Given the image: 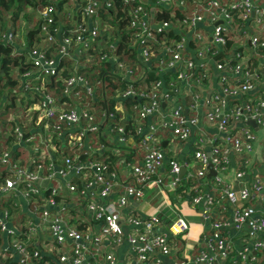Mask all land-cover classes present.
<instances>
[{"label": "built area", "instance_id": "built-area-1", "mask_svg": "<svg viewBox=\"0 0 264 264\" xmlns=\"http://www.w3.org/2000/svg\"><path fill=\"white\" fill-rule=\"evenodd\" d=\"M122 2L128 8V24L133 30L126 43L127 47L136 53L142 66L156 58L159 73L162 74L165 70L174 72V78L167 82L165 90H161L166 84L161 78L152 84L148 92L139 93L149 101L134 107L138 120L135 132L142 136L145 151L139 163L131 165L123 161L121 165L122 169L127 171V178L132 184L120 185L117 176L108 171L105 163L89 159V153L105 149L103 146L92 148L89 135L99 127L94 122L93 114L76 105L70 109L57 106L54 97L42 87L43 76L57 74L61 58L71 56L75 59L76 55L89 48L91 42L102 31L113 29L110 23H105L101 27L100 22L92 20L98 10L111 8L112 1L84 0L79 20L70 23L67 31H63L64 25L55 19L57 7L53 4L45 5L38 10L42 20L40 27L44 34L41 36L43 44H35L28 51L34 70L22 74V77L27 79L22 87L41 94L40 103L35 105L33 110L42 108V113L37 114V121L43 120L44 129H48L50 124L47 121L50 120L53 123L51 126L53 133L43 139L39 137L37 142H33L30 134L24 137L26 132H22L18 126L14 128L19 135L17 145L22 140L24 142L22 145H28L30 149L28 150L30 155L23 161L24 163L20 164L21 160H12L10 152L0 151V162L4 169L10 172L4 185L0 186V194L7 195L13 192L19 201V211L29 217L20 230L23 238H16L18 230L17 226L9 221L10 210L0 206V235L3 237L0 256L4 259L12 258L17 264H117L115 246L126 239L133 248L130 256L132 264H159L157 256L169 255L175 248L176 239L189 231L187 220L178 216L168 226L167 233L161 234L156 231L159 224L156 217H141L137 213H128V222L137 229L122 236L117 217L121 209L127 205L128 198L130 197L132 202L141 199L145 187L151 182L167 194L176 193L181 187L179 171L182 166L187 168L189 162L180 164L169 158L170 179L166 180L159 175V168L167 158L166 148L169 149L170 146L166 145L163 151L156 142L159 129L170 131V139L173 141L172 152L176 150L177 145L190 138L191 127L201 121L199 120L201 115L196 113L189 117L185 114L183 99L187 97L191 98L188 108L195 111L201 106L206 125L216 131V134L209 135L205 129L198 128L195 134L192 159L196 169H190L185 173V178L194 182L192 203L202 205V218L208 222L211 220L210 212L217 202L216 198L225 197L235 204L230 221L211 220L210 232L204 235L207 250L196 255L191 264H221L216 254L218 252L223 258L228 255L230 246L222 234V228L230 224L236 229L247 227L248 237L262 236L260 248H264V181L259 177L252 178L249 187L239 186L235 191L224 180L225 172L230 168L229 155L249 154L259 143L258 136L254 135L246 124L250 119L264 130V90L260 92L258 98L249 96L250 98L243 99L257 90L255 87L257 80L251 66L243 62L245 56L238 50L231 58L220 61L215 59L220 51H224L229 34H247L248 26L252 29L249 40L252 55L264 58L262 37L264 0H122ZM80 4L79 0H66L63 10L68 14H74L73 7ZM162 7L170 10L178 7L187 14L176 21L159 20L156 14ZM169 13L171 17L169 19H172L174 13L173 11ZM202 24L211 26L208 40L197 28ZM178 28L180 31L182 29L179 38L169 40L164 37L166 30ZM13 36L9 32L7 39L12 41ZM57 36L60 43L56 55L49 57L47 51L52 47L51 44L57 42ZM117 40L108 43L107 50L101 58L111 60L116 65L118 73L123 74L121 77L129 79L132 83L133 73L137 67L129 66L125 60H120ZM189 43H192L190 46L193 48L194 57L187 50ZM213 59L214 66L209 65L208 62ZM212 69L222 73L220 92L210 91L206 84ZM236 76H239L238 79H235ZM190 81H193L192 85L189 84ZM63 84L64 93L74 90L81 84L90 97L95 94L87 80L80 76L63 79ZM74 92L75 96L80 98L79 90ZM136 94L130 85L119 100ZM230 98L235 100L233 105H228ZM160 102L170 105L168 113H162ZM118 108L119 103L115 105V109ZM28 113L33 117L31 112ZM22 114L23 111L13 113L12 117L10 114L8 119L18 120ZM106 116L115 117V114L109 112ZM151 116H154L155 120L149 123L145 131L144 124L141 123ZM237 124L240 128L236 130ZM114 128L115 139L124 142L125 127L117 124ZM110 129L112 131V128ZM59 146L68 149V153L62 158V166H58L59 162L55 163L53 160L52 152H57ZM261 146L264 148V140ZM81 154L83 158L80 157ZM90 170L95 172L91 180ZM211 170L215 172L212 176L213 187L207 188L202 185L204 182L201 179ZM68 173H72V177L67 178V182L62 185L58 179ZM245 175V171L239 169L234 177L238 180L243 179ZM44 179L50 184L49 188H43L39 184V181ZM73 179H79L83 185L78 189ZM85 180L88 182H84ZM90 189L95 190L92 196L96 198L87 195ZM116 189L123 192L115 201L107 205L96 202L98 199L108 198ZM212 190L215 194L211 193ZM75 195L84 198L85 203L81 208L76 207V202L68 201L69 197L73 198ZM57 197L61 199L57 201ZM62 206L64 208L61 210ZM255 206L259 208L258 214L255 213ZM68 208L74 212L76 210L80 213L78 215L85 219L82 229L67 221L70 215H67L65 210ZM40 235L44 237L38 238ZM35 241L38 248H29ZM43 252L49 257L55 256V261L50 263L43 259ZM240 256L244 260L247 259L245 254ZM254 258L250 257V260L253 261Z\"/></svg>", "mask_w": 264, "mask_h": 264}, {"label": "trees", "instance_id": "trees-1", "mask_svg": "<svg viewBox=\"0 0 264 264\" xmlns=\"http://www.w3.org/2000/svg\"><path fill=\"white\" fill-rule=\"evenodd\" d=\"M65 1L66 0H0V151L10 152V158L14 161L19 160V157L25 153V149L18 147L17 145L19 135L14 128L18 126L17 128L20 127L22 132L30 134L29 136L33 138V142H37L39 137L43 139L47 135L53 133L51 127L53 123L50 120L47 121L50 124L48 129H44L43 120L39 122L37 121V114L42 113V108L41 110H33V108L40 103L42 96L35 90H29L28 92H30L31 95H27L25 89L22 87V84L27 81V79L22 77V74L26 71L34 70L31 58L28 54L30 48L35 44H43L41 36H44V34L40 27L42 20L38 14L40 8L49 4L55 5V7H57V15L55 16V19L59 20V22L64 25L62 28L63 31H67L70 28V26H68L70 23L79 20V14L82 11V3L84 0H79L81 4L73 7L74 14H68L66 10H63V4ZM111 1L112 7L98 10L97 14L92 17V20L93 22H100L101 27H103L105 23H110V25L113 26V29L102 31L91 42L89 48L84 49L81 54L76 55L75 59L71 58V56L61 58L57 74L43 76L44 81L42 87L47 93L54 97V103L57 106L70 109V107L76 105L93 114L94 122L98 124L99 127L89 135L90 142L93 146L92 148L95 149L103 146L105 149L104 151L102 150L103 152L89 153V159L105 163L108 167V171L115 174L119 184L123 186L132 184V181L124 177L121 161L123 160L132 165L139 163L141 159L135 163L132 162L135 161L133 159L136 153L131 151L130 154V151H126L127 148L124 145V142H118L112 136L110 137L114 141V146L110 148L108 145L110 140L103 135L102 127L109 126L112 128L111 132L116 135L114 127L117 124L123 126L125 124V126H127L126 132L124 133L125 138L130 135L134 140H138L141 135L136 134L134 129L135 125L138 123L137 112L134 107L144 102H149L139 93L148 92L152 84L161 78H163L166 83L161 90H165V88H167V82L174 78V72L172 70H165L162 74L159 73L156 66V58L152 59L149 64L143 65L144 67L142 66L136 53L132 52L126 44L133 32L128 24V8L123 4L122 0ZM29 9L34 11L37 10V17L35 18L34 23ZM170 11H173L174 13L172 19H169L171 18ZM186 14V11L181 10L178 7H173V10L162 7L158 9L156 18L159 20L176 21L177 18L181 19L183 15ZM20 15L24 16L28 22L27 30L23 33L24 35H22L24 39L20 42L15 41L14 39L10 41L7 39V36L9 35V32H11L12 35L15 34L14 32L18 26L17 18H19ZM29 16L30 19H28ZM164 34V37L169 40L179 38L181 35L175 32L174 29H168ZM234 36V33L229 34L224 49L225 51H230L235 46ZM116 39H118L117 52L120 53V60H125L129 66L137 67V70L133 73L134 81L132 83H130L129 79L122 78L121 75L118 74L117 67L111 60L101 58V55L107 50L108 43ZM59 43V36H57V42L51 44L52 47L47 51L49 57H54L56 55ZM216 59L220 61L225 60L226 57L220 56ZM233 61L235 60L233 59ZM72 76H80L87 80V84L92 87L95 94L90 97L81 84H78L74 90H69L67 93H64L65 85L63 84V79ZM23 78L24 80H22ZM130 85H132L137 94L130 97L120 98L119 101L121 94L127 90ZM19 87H21V91L18 90ZM75 90H79L81 94L80 98L75 96ZM187 98L191 101L190 97ZM232 101L234 102V100ZM119 102L123 105L124 111L132 113L133 119L130 117V113H128L126 117H123V114L115 109V105ZM162 103L163 102H160V104ZM189 105L190 104H188V106ZM187 109L189 111L187 115L191 117L192 115H190V112L195 111L190 108ZM21 111H23V114L18 120L14 121L8 119L10 113H19ZM28 112H31L33 117H31ZM109 112H113L115 117H107L106 115H108ZM121 116L123 119L119 121ZM144 121L145 120H143V122ZM54 142L59 144L56 140H54ZM52 153L54 157L53 160L55 163H58L60 162L59 159L63 158L68 153V149L59 146L57 152L55 151ZM80 157L83 158L82 154ZM19 163L21 164L24 162L21 160ZM94 174L95 172H91L90 170L89 180L93 178ZM9 176L10 172L5 170L0 162V186L4 185L6 178ZM208 180H212V177ZM73 182L77 185L78 189L83 185L79 179H73ZM84 182L88 181L85 180ZM189 183L190 181L188 182L185 181V178H181V187L176 192L184 196L182 190L185 184L189 185ZM192 184H194V182H192ZM211 193L215 194L214 190H212ZM69 198L68 201L76 202V207L79 208L85 203L84 198L80 195H75L73 198ZM60 199V197L56 198L57 201ZM0 206L6 207L10 210L9 221L15 224L18 230L15 237L22 239L23 234H21L20 230L25 220L29 217L27 214L19 211L20 205L17 196L13 192L8 193L7 195L0 194ZM50 210L53 211V209ZM65 212L67 215H70V217L67 218V221L74 224L78 229H82V226L85 225V219L83 220L82 216L78 215L80 213L76 210L74 212V210L70 208L65 210ZM82 220L83 222H81ZM43 237V235L38 236L40 239ZM2 242L3 237L0 235V250L2 249ZM32 247L38 248L37 241L29 246V248ZM42 254V258L50 263L54 262L56 259L54 255V257H49L48 254L44 252ZM0 264H17V261L12 258L4 259L0 256Z\"/></svg>", "mask_w": 264, "mask_h": 264}, {"label": "crops", "instance_id": "crops-1", "mask_svg": "<svg viewBox=\"0 0 264 264\" xmlns=\"http://www.w3.org/2000/svg\"><path fill=\"white\" fill-rule=\"evenodd\" d=\"M200 29V32L209 39V35L211 33V26L208 25H198L197 27ZM182 31V29H181ZM180 29H175V32L180 34ZM252 29L248 26L247 28V34L243 33H236L234 36L235 46L234 49L230 51H220L217 56H225L226 58H231L233 53L238 50V52L242 53L245 57L243 59V62H247L251 66L252 72L256 75V86L257 90L252 92L251 94H248L243 99H248L250 97L258 98V95L262 90H264V58L253 56L251 51V45H250V35H251ZM190 34V33H189ZM191 35V34H190ZM262 37L264 39V34H262ZM23 36L18 39V42L23 41ZM191 43L187 44V50L189 51V54L193 55V48L190 46ZM134 52V51H132ZM212 61V62H211ZM209 65L214 66L215 60H211ZM195 62H197L195 58ZM119 74V73H118ZM123 76V74H120ZM221 76L222 73L218 70H211V73L209 75V80L207 81V86L210 91L212 92H220L221 90ZM239 76H236L235 79H238ZM24 80V78L22 79ZM21 80V81H22ZM190 85L193 84V81L189 82ZM30 89H25L27 95H31L30 92H28ZM250 96V97H249ZM232 98L228 99V105H233L235 103L231 100ZM120 101V100H119ZM185 104V114H188V104H190V99H183ZM162 113H168L170 110L169 104H162L161 105ZM118 111L123 114V117H126L128 113H130V117H132V113L128 111H124V107L119 102V108ZM187 111V112H186ZM201 115L199 117V120H201L196 126L191 127V134L190 138L186 141H183L177 145L176 150L168 151L169 149L166 148V145L171 146V137H170V131L166 129H159L157 132V142L156 145L160 146L162 150L164 151V148H166V159L163 162V165L159 168V175L165 178L166 180L170 179L169 171H168V161L169 158H173L178 163L183 164L184 162H189L188 167L185 168V172L180 177V179L185 178V173L189 171L190 169H196L195 162L192 159V153L194 150V144H195V134L197 133L198 128H203L209 135L216 134V131L211 128L210 126H207L203 116H202V107L199 106L195 112H190V115ZM11 117L13 113H10ZM9 114V115H10ZM8 115V117H9ZM121 116V120L123 119ZM155 120L154 116H151L150 118L146 119L143 123L145 131L148 129L149 123L153 122ZM250 120V119H249ZM251 132L258 136L259 143L255 145L253 152L249 154H243L239 155L236 153H231L229 155L230 158V168L225 172L224 180L227 184L231 186V189L237 191L239 186L240 188L243 187H249L250 182L252 178L259 177L264 181V148L261 146L264 140V130L259 127L257 124L256 126H251L248 123L246 124ZM125 126V124H124ZM240 128V125H236V130ZM127 126H125V132H126ZM135 129V127H134ZM240 132V131H239ZM238 132V133H239ZM102 133L105 137L108 138L109 146L110 148L114 146V141L111 139L110 136L116 137L112 132L109 126H103L102 127ZM125 137V136H124ZM142 136L138 140H134L132 136H128L125 138L124 145L126 146V151H131L133 153H136L133 160L134 163L139 161L141 157L144 154L145 147L142 143ZM25 141V140H24ZM24 142L21 140L18 144V147H22L25 149V153H23L19 160H25L28 158V145H22ZM26 144V143H25ZM140 147L142 148L141 151H139ZM133 149V150H132ZM136 149V150H135ZM207 150V149H206ZM170 152V154H169ZM124 158V157H122ZM120 160V159H119ZM133 162V161H132ZM123 163V160L121 161V164ZM62 158H60V162L58 163V166H62ZM244 170L246 175L243 179L236 180L234 177V174L237 170ZM123 175L125 178H127V171L123 170ZM214 176V174H207V176L201 181L204 183L202 185L207 186V188L213 187V180H208L210 177ZM72 173H68L66 176L59 177L58 181L64 185L65 182H67V178H71ZM46 180V179H44ZM185 181H188L185 178ZM189 182V181H188ZM39 184L43 188H49L50 184L45 181L44 184H41L39 181ZM53 184H55L53 182ZM194 185L192 182L189 183V185L184 186L182 194L178 192H172L170 194H167L164 190L159 188L154 183H149L144 190V195L141 199L132 202L131 198H128L127 205L121 209V211L118 213L117 217V224L120 230V233L122 236H126L127 234L136 231L137 228L133 227L127 220V217L129 216L128 213H137L141 217H156L158 219V228L157 232L161 234L167 233L168 226L172 224V222L178 217H184L187 222L189 223V231L181 235L176 239V245L174 250L169 255H158L157 258L159 260V264H174L178 262H187L186 264H191V260L196 257V255H199L202 251H206L207 247L204 241V235H208L210 232V223L211 220H218V219H227L230 221L232 212L234 210L235 204H232L230 201H228L225 197L222 198H216L217 202L215 206L212 208L210 212V218L211 220L208 222L207 220H204L201 215V204H193L191 196H194L193 189ZM95 190L90 189L88 191L87 195L90 194L92 198H96L95 196H92L94 194ZM123 191L115 190L111 196H109L106 199H98L96 202L99 203H105L106 205L111 202L115 201L117 197L122 193ZM25 208V205H23V209ZM64 207H61V210ZM255 213H259L258 206H255ZM95 228V227H94ZM96 229V228H95ZM222 234L225 237V240L229 244V252L227 257L223 258L218 255V252L216 254V257L218 261L221 264H264V248H260V244L262 243L261 239H263L262 236L257 235L254 237H248L247 236V227H243L242 229H236L233 224H230L229 226L222 228ZM132 246L128 243L126 239H123L122 242L115 246V254L117 258V264H132L130 261V256L132 253ZM240 254H245L247 257L246 260H244ZM255 257L253 261L250 260V257Z\"/></svg>", "mask_w": 264, "mask_h": 264}, {"label": "rangeland", "instance_id": "rangeland-1", "mask_svg": "<svg viewBox=\"0 0 264 264\" xmlns=\"http://www.w3.org/2000/svg\"><path fill=\"white\" fill-rule=\"evenodd\" d=\"M31 11V15H32V20H33V23L35 22V18L37 17V10H32V9H29ZM30 19V16L29 18ZM30 22V21H29ZM27 19L24 18V16H21L19 18H17V28H16V31L14 32V40L15 41H18L19 38L22 37V35H24L23 33L27 30ZM23 29V30H22ZM19 91H21V87H19L18 89ZM169 131V130H168ZM172 146L173 144L171 143V146L169 147V150L168 151H171L172 149ZM142 148L140 147L139 151H141ZM170 154V152H169ZM134 162V161H133ZM122 165V164H121ZM122 167V166H121Z\"/></svg>", "mask_w": 264, "mask_h": 264}, {"label": "water", "instance_id": "water-1", "mask_svg": "<svg viewBox=\"0 0 264 264\" xmlns=\"http://www.w3.org/2000/svg\"><path fill=\"white\" fill-rule=\"evenodd\" d=\"M217 57H218V56H216L215 59H216ZM247 123H248L249 125H251V126H254V127L256 126V123H255L253 120H248ZM27 136H28L27 133L24 134V137H27ZM184 172H185V168L182 166V167L180 168V171H179V177H182V175L184 174ZM209 173H211V174H215V172H214L213 170H211ZM45 181H46V180H40V183H41V184H44Z\"/></svg>", "mask_w": 264, "mask_h": 264}]
</instances>
